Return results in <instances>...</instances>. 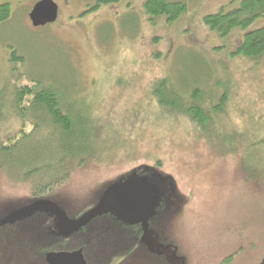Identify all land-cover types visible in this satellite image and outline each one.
<instances>
[{
  "label": "rangeland",
  "instance_id": "374dc122",
  "mask_svg": "<svg viewBox=\"0 0 264 264\" xmlns=\"http://www.w3.org/2000/svg\"><path fill=\"white\" fill-rule=\"evenodd\" d=\"M39 1L1 0L10 4V18L0 24V89L38 79L60 83L78 108L99 118L102 136L131 132L139 161L87 167L82 177L74 178V186L112 183L140 164L157 168L155 172L179 180L182 189L181 200L173 204L171 199V213L159 220L163 226L173 214L176 225L172 235L180 248L178 255L188 264H215L241 243L246 254L243 262L260 263L264 257V150L228 153L232 136L228 129L244 133L248 143L264 137V62L254 65L231 55L242 35L258 29L262 20L247 31L236 30L220 38L206 28L203 17L233 9L240 0H179L187 10L175 22L167 24L159 18L155 25L147 21L145 0H121L85 14L95 0H52L58 4L57 21L36 28L30 25L28 14ZM11 49L23 64L9 63ZM161 77L168 78L181 93L190 94L194 88L206 91L211 104L226 91L228 119H220L215 129L216 145L193 137L189 125L182 121L170 122L166 115L160 118L163 111L154 108L149 88ZM4 127L13 132L20 125L14 121ZM102 136L98 140H103ZM244 170L251 180L263 178L255 190L253 181L244 183L248 178ZM143 177L150 182L149 176ZM153 182L156 193L157 180ZM0 193L12 200L27 191L5 179L0 180ZM112 200L111 195L105 199L110 204ZM47 212L55 218L58 233L64 234V218L53 207ZM150 216L152 213L147 218ZM143 236L152 249L157 248L152 231ZM248 241L256 248L246 246ZM159 251L170 264H181L170 248ZM141 259L133 264L147 260Z\"/></svg>",
  "mask_w": 264,
  "mask_h": 264
},
{
  "label": "trees",
  "instance_id": "16d2710c",
  "mask_svg": "<svg viewBox=\"0 0 264 264\" xmlns=\"http://www.w3.org/2000/svg\"><path fill=\"white\" fill-rule=\"evenodd\" d=\"M95 1L83 14L121 0ZM143 10L147 21L155 25L159 18H164L167 24L175 22L187 8L179 0H145ZM9 14L10 4L0 0V24L10 18ZM258 20H262L263 25L247 31ZM203 24L220 38L236 30L247 31L231 54L232 58L242 57L254 65L264 62V0H240L233 9L203 17ZM8 61L13 66L24 62L14 49ZM52 82L38 79L21 86L10 82L0 89V180L6 179L13 187L27 191L23 197L12 200L0 193V264H47V255L76 251L82 252L86 264H133L144 257L147 260L142 264H170L159 251L167 247L177 260L181 259V264H188L177 252L180 248L172 235L176 225L173 214L163 226L159 224L162 216L171 213L168 212L171 199L173 204L181 200L179 180L169 173H158L157 168L140 164L123 172L112 183L84 182L74 186V178L82 177L87 167L138 163L133 150L136 146L131 132L102 136L97 125L99 118L85 114L71 99L70 92L60 83ZM175 87L168 78L161 77L149 88L154 108L163 111L160 118L166 115L170 122L182 121L189 125L193 137L216 145L215 129L220 119H228L226 91L219 93L216 103L211 104L206 91L194 88L190 94L181 93ZM8 89L10 96L5 101ZM14 121L19 123V129L12 132L4 127ZM228 131L232 133L228 153H249L247 148L251 153L264 150V137L248 143L244 133H234L230 127ZM100 136L103 140H98ZM244 172L248 174L247 170ZM143 175L149 176L151 182L157 180L155 207L146 222L139 218L129 223L112 211L111 204L105 201L106 193L111 185ZM247 177L244 183L250 185L253 181L254 190L263 181L260 176H254L253 180ZM182 203H178V207ZM51 207L67 222L64 234L58 233L55 218L47 212ZM147 230L152 231L157 240L155 249L145 242L143 234ZM245 244L256 248L251 241ZM244 248L240 243L215 264H245Z\"/></svg>",
  "mask_w": 264,
  "mask_h": 264
},
{
  "label": "water",
  "instance_id": "95a60500",
  "mask_svg": "<svg viewBox=\"0 0 264 264\" xmlns=\"http://www.w3.org/2000/svg\"><path fill=\"white\" fill-rule=\"evenodd\" d=\"M30 25L33 27H44L53 24L58 19V4L52 0H42L37 2L29 12ZM145 177L131 176L126 182L111 185L107 195H111L113 200L111 208L123 220L132 222L142 218V222L151 215L155 204V194L153 184ZM109 202V201H107ZM110 203V202H109ZM142 207L145 208L142 211ZM21 213V212H20ZM47 264H86L81 251L75 253H54L46 256ZM259 264H264V257Z\"/></svg>",
  "mask_w": 264,
  "mask_h": 264
}]
</instances>
